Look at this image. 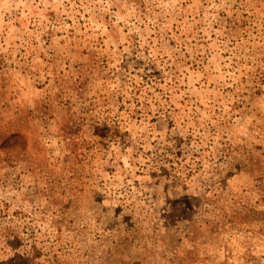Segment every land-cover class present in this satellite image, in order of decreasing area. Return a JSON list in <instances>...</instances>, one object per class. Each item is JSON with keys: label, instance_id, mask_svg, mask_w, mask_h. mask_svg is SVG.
I'll list each match as a JSON object with an SVG mask.
<instances>
[{"label": "rangeland", "instance_id": "374dc122", "mask_svg": "<svg viewBox=\"0 0 264 264\" xmlns=\"http://www.w3.org/2000/svg\"><path fill=\"white\" fill-rule=\"evenodd\" d=\"M0 264H264V0H0Z\"/></svg>", "mask_w": 264, "mask_h": 264}]
</instances>
